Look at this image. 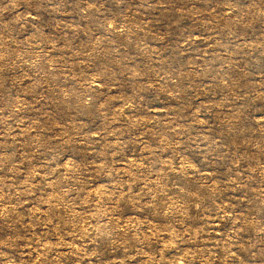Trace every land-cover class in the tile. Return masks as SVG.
Listing matches in <instances>:
<instances>
[{
	"label": "rangeland",
	"instance_id": "obj_1",
	"mask_svg": "<svg viewBox=\"0 0 264 264\" xmlns=\"http://www.w3.org/2000/svg\"><path fill=\"white\" fill-rule=\"evenodd\" d=\"M0 264H264V0H0Z\"/></svg>",
	"mask_w": 264,
	"mask_h": 264
}]
</instances>
